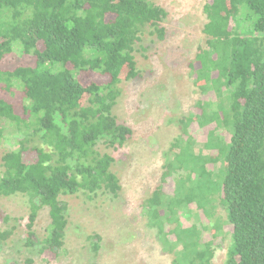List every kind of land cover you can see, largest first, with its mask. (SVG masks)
<instances>
[{
  "label": "trees",
  "instance_id": "trees-1",
  "mask_svg": "<svg viewBox=\"0 0 264 264\" xmlns=\"http://www.w3.org/2000/svg\"><path fill=\"white\" fill-rule=\"evenodd\" d=\"M204 12L207 40L192 73L219 104L211 110L213 101H200L197 123L215 127L195 156L202 159L198 182H185L177 199V183L166 192L164 170L144 211L163 252L174 254L172 264H212L214 243L229 233L224 264H264V0H211ZM167 16L152 0H0V147L9 145L1 157L0 196L28 198V249L57 254L63 248L69 208L61 195L121 190L114 157L97 144L118 149L132 135L113 112L120 83L125 74L137 75L131 64L147 28L165 38ZM16 52L32 60L6 65ZM80 72L95 73L94 80L84 86ZM209 163L221 167L210 170ZM194 202L198 218L185 217ZM218 206L226 219L217 216ZM46 207L50 223L39 239L34 226ZM14 229H0V242ZM205 232L213 238L206 240ZM90 237L97 252L101 237Z\"/></svg>",
  "mask_w": 264,
  "mask_h": 264
},
{
  "label": "rangeland",
  "instance_id": "rangeland-1",
  "mask_svg": "<svg viewBox=\"0 0 264 264\" xmlns=\"http://www.w3.org/2000/svg\"><path fill=\"white\" fill-rule=\"evenodd\" d=\"M152 1L168 12L162 23L166 26L165 38L159 39L150 33L151 28L142 34L131 64L137 75L123 76L122 92L113 109L118 120L129 125L133 133L118 149L102 141L97 144L101 154L114 157L111 170L118 176L121 190L117 196L103 191L92 198L84 192L61 195L68 203L69 224L63 248L57 254L40 253L38 248L31 250L25 246L30 214L28 198L23 194L0 196V229L15 226L14 233L0 242V264H172L174 254L163 252L157 229L148 226L144 202L161 184L164 170L169 175L166 192L172 194L177 183V199L182 198L185 182L192 180L193 184L197 180L202 159L195 156L206 142L207 132L215 127V124L201 127L197 123L201 113L199 102L213 101L207 103L211 110L219 104L213 91L203 93L202 82L198 84L196 74L192 73L193 65L198 66L194 63L196 56L206 45L204 7L211 0ZM11 58L5 61L6 65L32 60L20 52ZM94 76L92 72L79 73L84 86ZM192 116L185 132L184 126ZM222 137L227 140L230 136L225 131ZM7 150L8 144L1 145L0 171L3 169L1 157ZM219 167L220 163L208 164L210 170L218 171ZM169 197L166 196L165 203L170 202ZM192 207H196L195 202L186 208L185 217L197 219ZM5 214L11 217L9 222L3 219ZM216 214L226 219L222 207H217ZM182 217L184 226L190 225ZM49 223L46 207L39 211L34 226L39 239L45 237ZM225 229L229 230L230 226ZM95 234L101 237L97 252L90 237ZM204 237L213 238L211 232H205ZM230 243V233L217 239L212 264L225 263Z\"/></svg>",
  "mask_w": 264,
  "mask_h": 264
}]
</instances>
